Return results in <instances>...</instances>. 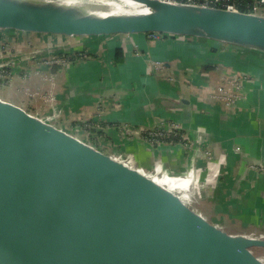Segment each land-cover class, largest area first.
<instances>
[{
	"label": "water",
	"instance_id": "95a60500",
	"mask_svg": "<svg viewBox=\"0 0 264 264\" xmlns=\"http://www.w3.org/2000/svg\"><path fill=\"white\" fill-rule=\"evenodd\" d=\"M72 1L0 0V264H264V114L86 45L207 41L247 75L264 16Z\"/></svg>",
	"mask_w": 264,
	"mask_h": 264
},
{
	"label": "crops",
	"instance_id": "0c3cea01",
	"mask_svg": "<svg viewBox=\"0 0 264 264\" xmlns=\"http://www.w3.org/2000/svg\"><path fill=\"white\" fill-rule=\"evenodd\" d=\"M154 40L156 39L125 42L108 48L98 43H88L86 45L91 50L101 51V48L110 50L122 47L124 44L126 55L122 59H127L130 65L150 66L162 74L172 76L184 84L194 86L201 96L217 93L220 71H222L231 89L234 82L238 80L242 82V92L245 94V99L238 102L241 107L244 110L259 111L264 114V65L261 62H257L261 60V56L253 53L252 56L256 58L250 61H244L243 58H240L243 65L246 66L244 70L247 75H245L238 67L213 64L210 61L214 55L224 52L225 48L222 46L217 47L211 42L200 40L190 42L187 46H182L179 43L176 44L177 40L167 39H162L159 42L155 41V44L151 45L152 43L150 44V42H154ZM63 41L77 43L66 39H63ZM137 46L140 50H143L142 48L149 50L151 56L149 54V56L145 54L136 56L133 51H135L134 48ZM108 54L114 56L110 53ZM164 180L168 181L167 179ZM164 180L158 178L156 181L163 184L166 182Z\"/></svg>",
	"mask_w": 264,
	"mask_h": 264
},
{
	"label": "built area",
	"instance_id": "2783aa9c",
	"mask_svg": "<svg viewBox=\"0 0 264 264\" xmlns=\"http://www.w3.org/2000/svg\"><path fill=\"white\" fill-rule=\"evenodd\" d=\"M168 2H177L190 5H201L210 8H221L224 10H229L233 12L240 11L238 6L239 0H162ZM254 3L249 7V14L263 15L264 16V0H253ZM241 12V11H240ZM217 94L220 96L232 100V101H241L245 99V94L242 92V82L236 81L233 83V88L229 86L227 78H225L222 71H220V80L217 86Z\"/></svg>",
	"mask_w": 264,
	"mask_h": 264
},
{
	"label": "bare ground",
	"instance_id": "6f19581e",
	"mask_svg": "<svg viewBox=\"0 0 264 264\" xmlns=\"http://www.w3.org/2000/svg\"><path fill=\"white\" fill-rule=\"evenodd\" d=\"M72 1V0H70ZM74 2V1H72ZM102 4L107 5L110 8V13H123V12H142L146 11L145 8L136 3L126 1V5L123 7L117 6L110 0H101Z\"/></svg>",
	"mask_w": 264,
	"mask_h": 264
},
{
	"label": "rangeland",
	"instance_id": "374dc122",
	"mask_svg": "<svg viewBox=\"0 0 264 264\" xmlns=\"http://www.w3.org/2000/svg\"><path fill=\"white\" fill-rule=\"evenodd\" d=\"M155 41H161V40H158V39H156V40H154V42H150V44L151 45H154L155 44ZM157 43V42H156ZM139 46V45H138ZM135 47L134 49H135V51H133L134 52V54L136 55V56H140L141 54H145V55H147V56H151V53L149 52V50H145L144 48H142L143 50H140L139 49V47ZM104 49H106V48H104ZM107 50V51H106ZM106 50H104V51H106L107 53H110V54H112V55H116L117 53H119V52H121L122 51V55L123 56H125L126 55V53L124 52V51H126V49H125V45L123 44L122 45V47H118V48H114V49H110V50H108V49H106ZM103 51V50H102ZM149 54V55H148ZM239 56H240V58H245V57H248L249 55H248V53H240L239 54ZM250 57H252V59H255L256 57H254V56H252V55H250ZM257 61V60H256ZM257 62H261V64L262 65H264V57H262L261 56V60H258Z\"/></svg>",
	"mask_w": 264,
	"mask_h": 264
},
{
	"label": "trees",
	"instance_id": "16d2710c",
	"mask_svg": "<svg viewBox=\"0 0 264 264\" xmlns=\"http://www.w3.org/2000/svg\"><path fill=\"white\" fill-rule=\"evenodd\" d=\"M253 3H254L253 0H239V1H238L239 10H240L241 12H248L249 7L252 6ZM217 51H219V50H217ZM121 53H122V51L119 52V53H117V54L115 55V57H116L117 59H120V60H121V59L124 57Z\"/></svg>",
	"mask_w": 264,
	"mask_h": 264
}]
</instances>
